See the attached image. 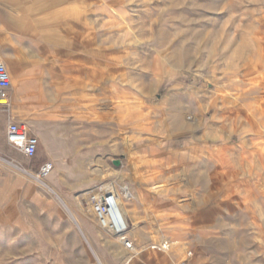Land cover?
<instances>
[{"label": "rangeland", "instance_id": "obj_1", "mask_svg": "<svg viewBox=\"0 0 264 264\" xmlns=\"http://www.w3.org/2000/svg\"><path fill=\"white\" fill-rule=\"evenodd\" d=\"M130 5L140 57L126 55L134 74L109 87L110 134L88 161L89 187L68 190L69 207L32 176L35 163L0 145V264H158L181 246L177 264L187 249L196 258L202 237L216 238L222 264H264V0ZM29 185L55 206L27 200ZM121 186L133 194L121 207L138 253L78 203ZM211 209L212 230L199 218ZM162 239L179 243L151 250Z\"/></svg>", "mask_w": 264, "mask_h": 264}, {"label": "crops", "instance_id": "obj_2", "mask_svg": "<svg viewBox=\"0 0 264 264\" xmlns=\"http://www.w3.org/2000/svg\"><path fill=\"white\" fill-rule=\"evenodd\" d=\"M132 1L0 0V58L10 78L9 109L0 108V145L10 146L9 151L18 159L17 149L6 140V128L12 121L26 124L39 142L35 157L29 158L31 163L37 165L36 170L44 162L52 164L44 182L69 207L72 199L68 190L89 187L88 161L94 153L103 154L107 149L112 119L109 87L118 91L124 76L134 74L131 69L126 72V55L129 60L135 52L140 57L132 35ZM218 151L230 154L227 149ZM73 176L76 179L72 180ZM25 196L37 205L55 206L33 185L28 186ZM216 214L211 209L199 218L212 230L218 224ZM82 226L89 235L93 226L86 221ZM164 230L168 231L167 227ZM209 231L204 227L198 233L206 236ZM164 240L170 243L169 248L179 243L162 239L158 244ZM216 241L202 237L196 258L193 253L188 264H222ZM179 251L181 246L171 258L164 253L158 264L173 263ZM208 253H212L210 258Z\"/></svg>", "mask_w": 264, "mask_h": 264}, {"label": "built area", "instance_id": "obj_3", "mask_svg": "<svg viewBox=\"0 0 264 264\" xmlns=\"http://www.w3.org/2000/svg\"><path fill=\"white\" fill-rule=\"evenodd\" d=\"M10 86V78L6 67L0 58V108L9 109L8 88ZM7 142L20 151L25 157L33 158L36 155L38 148V138L31 134L26 124L22 122L12 121L8 123L6 128ZM52 164L49 162L42 163L32 176L39 181H42L50 174ZM131 192L127 186H121L118 190H107L104 193L95 196L88 194L78 200V203L85 208H89L93 216L97 220L99 226L107 229L111 233L117 235L124 248L129 252H135L136 247L133 241L127 237L129 231V222L122 212V199H130ZM170 243L167 240L162 241L158 245H152L150 248L155 250H168ZM193 256L192 250H187L182 260L177 264H188L189 259ZM128 259L123 264H129Z\"/></svg>", "mask_w": 264, "mask_h": 264}, {"label": "bare ground", "instance_id": "obj_4", "mask_svg": "<svg viewBox=\"0 0 264 264\" xmlns=\"http://www.w3.org/2000/svg\"><path fill=\"white\" fill-rule=\"evenodd\" d=\"M255 32H256V31H255ZM257 33H258V32H257ZM260 35H261V34H260ZM256 37H257V36H256ZM252 43H253V42H252ZM240 164H241V163H240ZM242 164H243V163H242ZM46 186H47V188H50L48 185H46ZM104 187L106 188L107 186L105 185ZM104 187H103V188H104ZM101 189H102V188H101ZM130 192H131V197H132V191H130ZM121 208H122V207H121ZM122 212L124 213V215H126V213H127V212L124 211L123 209H122ZM125 212H126V213H125ZM71 215H72L73 221L79 223V218H78L75 214H73V213H72ZM126 216H127V215H126ZM175 243H176V242H175ZM168 250H170V248H168ZM168 250H167V251H168ZM136 253H138V252L136 251Z\"/></svg>", "mask_w": 264, "mask_h": 264}, {"label": "water", "instance_id": "obj_5", "mask_svg": "<svg viewBox=\"0 0 264 264\" xmlns=\"http://www.w3.org/2000/svg\"><path fill=\"white\" fill-rule=\"evenodd\" d=\"M112 164H113L114 166H119V164H120V159H114V160H112Z\"/></svg>", "mask_w": 264, "mask_h": 264}]
</instances>
